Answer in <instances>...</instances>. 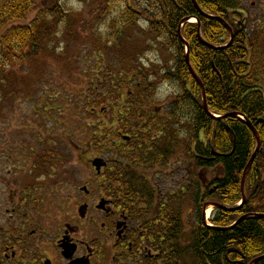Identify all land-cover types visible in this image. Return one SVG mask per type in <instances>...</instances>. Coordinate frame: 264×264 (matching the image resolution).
<instances>
[{
	"label": "flooded vegetation",
	"instance_id": "flooded-vegetation-1",
	"mask_svg": "<svg viewBox=\"0 0 264 264\" xmlns=\"http://www.w3.org/2000/svg\"><path fill=\"white\" fill-rule=\"evenodd\" d=\"M125 102L115 114L126 116ZM145 103L137 127L111 132L108 152L94 157L105 164L74 189L57 171L62 137L51 141L45 121L42 132L0 146V264H213L197 254L198 233L214 228L208 206L219 203L213 152L197 148L176 101ZM233 253L219 264H243Z\"/></svg>",
	"mask_w": 264,
	"mask_h": 264
},
{
	"label": "trees",
	"instance_id": "trees-1",
	"mask_svg": "<svg viewBox=\"0 0 264 264\" xmlns=\"http://www.w3.org/2000/svg\"><path fill=\"white\" fill-rule=\"evenodd\" d=\"M61 1L40 0L41 8L34 20L25 25H16V21L23 19L34 7L33 0H0V72L9 64L28 60L47 45L48 40L42 37L45 31L42 19L44 16L55 18L61 15ZM195 1L202 13L191 0H146L148 7L144 11L151 16L145 33L164 43L166 48L175 49L171 68L162 73V78L176 84L178 91L174 100L180 106L181 117H185V121L188 120L195 129L197 148L209 155L211 150L217 153L212 168L220 167L222 174L217 177L213 176L217 171L212 172V182L216 185L214 201L227 207L239 203L242 172L256 147L247 120L258 133L260 148L245 179V202L234 211H217L211 223L213 226L227 227L239 217H245L231 229L220 231L211 228L197 235L198 256L211 254L208 258L212 259L213 264H219L225 261L227 248H235L237 253L230 258L243 259V264H250L264 255V218L252 215L264 214V24L249 29L243 0ZM47 9L52 11L48 12ZM122 13L123 25L131 26L139 11L128 7ZM191 16L198 19L200 37L210 46L200 40L197 24L183 23L180 34L184 40L179 39L178 28L182 20ZM61 23L63 29L69 26L66 20ZM227 25L233 33L231 42ZM116 37L119 39L121 34L117 33ZM184 41L188 44L187 54ZM107 43L120 48L116 40ZM187 55L190 66L204 86L210 115L203 109L202 91L188 70ZM131 60L118 62L115 71L105 68L94 72L84 96L87 97L86 104L89 101L93 103L92 107L104 104L108 102L107 94L122 93L125 86H129V90L135 88L144 97L146 91L141 86L146 83L142 68ZM120 92L118 95L121 98ZM230 113L234 115L221 118ZM98 128L106 131L105 126L96 127L93 131ZM234 141L235 149L228 156L233 150ZM91 145L88 143L86 146ZM204 164L198 161L199 166ZM254 264H264V259Z\"/></svg>",
	"mask_w": 264,
	"mask_h": 264
},
{
	"label": "rangeland",
	"instance_id": "rangeland-1",
	"mask_svg": "<svg viewBox=\"0 0 264 264\" xmlns=\"http://www.w3.org/2000/svg\"><path fill=\"white\" fill-rule=\"evenodd\" d=\"M33 2L34 7L16 25L28 24L37 16L41 3ZM61 4V15L42 19L45 29L42 37L48 40L47 45L28 60L9 64L0 72V133L5 138L0 140V146L9 147L8 143L16 142L21 132H42L41 122L45 121L48 131L54 133L50 135L51 141L62 137L65 163L57 171L63 172L70 189H74L91 177L90 160L108 152L111 132L120 128L122 132L126 128L131 132L129 126L137 127V110L146 107V101H174L178 88L162 78V73L171 68L175 49L166 48L164 43L145 33L151 16L144 11L148 7L146 0H62ZM244 5L249 29L263 19L261 27L264 9L261 11L259 7L264 8V0H244ZM128 7L139 14L131 26H124L122 12ZM64 20L69 26L63 29ZM117 33L121 34L119 39ZM112 40L117 41L119 49L107 43ZM126 59L136 61L142 68L145 98L135 88L129 90L125 86L122 93L107 94L108 102L103 105L92 107L91 101L86 104L84 96L94 72L105 68L115 71L117 63ZM119 100L126 101L121 110L127 118L113 111ZM183 125L186 131H181L184 135L180 142L188 145V125L180 124ZM103 126L106 131L99 128L93 131ZM88 143L93 146L87 147ZM215 171L213 176L221 177V168L215 166L212 172ZM214 212L213 206H209L210 218Z\"/></svg>",
	"mask_w": 264,
	"mask_h": 264
},
{
	"label": "water",
	"instance_id": "water-1",
	"mask_svg": "<svg viewBox=\"0 0 264 264\" xmlns=\"http://www.w3.org/2000/svg\"><path fill=\"white\" fill-rule=\"evenodd\" d=\"M192 3L194 4V6L199 10L198 6H197V3L195 0H191ZM200 11V10H199ZM201 12V11H200ZM202 13V12H201ZM220 19V18H219ZM187 20V19H184V21ZM197 23H198V27H197V33H198V36L200 38V40L205 44V45H208L210 46L207 42H204L201 37H200V23L198 20H196ZM229 31L230 28L228 27ZM178 35H179V39L181 41H183L181 35H180V30H178ZM231 40H232V36H231ZM230 43V42H229ZM186 50H188V45L186 44ZM186 62H187V65H188V70L191 74V76L194 78V80L197 82V84L199 85L201 91H202V104H203V109L205 112H207L208 114L210 112H208V107H207V102H206V96H205V92H204V86L202 84V82L200 81V79L198 78V76L195 74V72L193 71L192 67L190 66L189 62H188V55L186 56ZM210 115V114H209ZM234 113H230V114H226V115H223L221 116V118H226L228 116H233ZM213 117H216L213 115ZM245 121L246 119L244 117H242ZM247 123H248V126L251 130V132L253 133L254 137H255V140H256V147H255V150L253 151L249 161L247 162L243 172H242V176H241V180H240V195H241V204H243L246 200L245 198V193H244V184H245V179H246V176H247V173L256 157V154L260 148V138L258 136V133L256 131V129L254 128V126L252 125V123L250 121L247 120ZM235 149V141H234V146H233V150L227 154L228 156L231 155L233 153ZM213 155L216 156L217 154L215 152H213ZM221 156H226V155H221ZM105 164V162L102 160V159H95V160H92V165L96 168V170L99 171L100 167L103 166ZM214 207H216L217 209H220V210H228V211H234L237 207H233V208H226L220 204H212ZM254 216H257V217H260V218H264V214L262 213H255L253 214ZM242 218L244 217H241L237 220V222H235L233 225L229 226V227H226V228H219V227H216V229L220 230V231H225V230H228V229H231L233 228ZM261 259H264V255H261L257 258H255L254 260H252V263H256L257 261L261 260Z\"/></svg>",
	"mask_w": 264,
	"mask_h": 264
},
{
	"label": "bare ground",
	"instance_id": "bare-ground-1",
	"mask_svg": "<svg viewBox=\"0 0 264 264\" xmlns=\"http://www.w3.org/2000/svg\"><path fill=\"white\" fill-rule=\"evenodd\" d=\"M194 20H192L191 22H193Z\"/></svg>",
	"mask_w": 264,
	"mask_h": 264
}]
</instances>
